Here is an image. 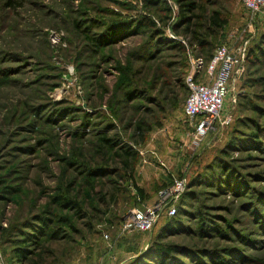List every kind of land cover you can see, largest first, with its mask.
<instances>
[{"label":"rangeland","instance_id":"rangeland-1","mask_svg":"<svg viewBox=\"0 0 264 264\" xmlns=\"http://www.w3.org/2000/svg\"><path fill=\"white\" fill-rule=\"evenodd\" d=\"M157 1L0 0V264H264V7L250 24L241 0ZM190 2V30L218 11L211 52L245 63L200 139ZM173 176L177 212L121 232Z\"/></svg>","mask_w":264,"mask_h":264},{"label":"built area","instance_id":"built-area-1","mask_svg":"<svg viewBox=\"0 0 264 264\" xmlns=\"http://www.w3.org/2000/svg\"><path fill=\"white\" fill-rule=\"evenodd\" d=\"M243 6L251 13L250 24L254 14L264 7V0H241ZM201 70L204 75H200ZM245 70V63L239 61L231 48L224 43L216 47L213 55L204 60L196 57L192 69L186 76L188 95L184 111L194 125V136L202 138L218 122H230L232 115L222 117L225 101L230 91L231 80ZM187 182L184 177L173 176L172 180L161 187L158 198L153 203H146L131 208L121 223V232L132 230L148 231L153 228L161 209L166 208L169 215L177 212L176 202L185 192ZM109 237V233H104Z\"/></svg>","mask_w":264,"mask_h":264},{"label":"trees","instance_id":"trees-1","mask_svg":"<svg viewBox=\"0 0 264 264\" xmlns=\"http://www.w3.org/2000/svg\"><path fill=\"white\" fill-rule=\"evenodd\" d=\"M154 0H148V3L150 2H153ZM160 0H158L157 2H159ZM163 3H166V1H163ZM167 4V3H166ZM186 5L187 7L185 8H180L179 9V16L180 18H185L187 19L185 15H183V11L185 12V10H192V9H195V6H194V3L193 2H190V3H186L184 4ZM189 20V16H188V19ZM186 20V27H185V32L186 31H189V32H193L190 36V43L191 45H196V47H198L202 52H206V60H208L212 55L213 53L211 52L212 51V48H213V44L215 42H209V35H211L214 30H216L217 26L220 27L222 25H224L226 23V20L224 18H222L220 16V13L218 11H213L210 15L208 16H204L203 18V22H199V26L202 28V29H205V33L201 31V29H193V30H190L191 28V25H190V20L189 22ZM263 43H264V39H263ZM261 47V46H259ZM262 50V53H264V47L261 48ZM198 56H201V55H198ZM103 140L107 141V142H110L111 139L110 138H106V137H103L102 138ZM127 154L129 156L133 155L134 153L131 152L130 150H127ZM139 189L142 191V188L139 187ZM155 251L156 253L159 254L160 257H164V254H169L170 251L172 249H174V245L172 244H166V246L162 245V244H158V243H155ZM177 247V246H176Z\"/></svg>","mask_w":264,"mask_h":264}]
</instances>
